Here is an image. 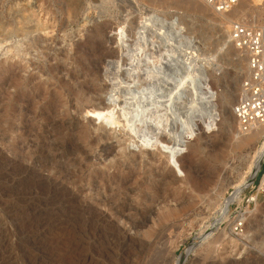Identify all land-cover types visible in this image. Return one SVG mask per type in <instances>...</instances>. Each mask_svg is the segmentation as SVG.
I'll return each mask as SVG.
<instances>
[{"label":"rangeland","instance_id":"374dc122","mask_svg":"<svg viewBox=\"0 0 264 264\" xmlns=\"http://www.w3.org/2000/svg\"><path fill=\"white\" fill-rule=\"evenodd\" d=\"M263 3L242 0L236 16H230V28L243 19L254 26L264 24V15L256 18L255 13L264 9ZM156 16L175 21L181 34L194 38L196 53L204 56L198 64L211 75L214 103L222 117L210 130L198 126L187 135L179 163L173 166L175 178L162 147L141 141L121 111L126 101L135 102L122 91L139 85L126 75L133 64L123 48L135 41L129 30L139 24L147 27L142 29L146 33L150 28L160 33L159 23L153 24ZM217 17L204 0H0V264H177L179 259L178 264H264V160L252 184L243 189L241 203H232L228 218L208 230L219 203L234 192L233 184L247 171L254 153L252 147L236 145L234 134L233 109L248 74L247 60L233 44L222 42L229 33L227 19ZM29 38L38 39L39 48L30 50L22 63L16 57L5 72L2 60L12 54L13 43ZM149 40V62L164 66L159 43ZM38 61L49 68L38 72ZM142 68L137 70L140 79L149 78ZM12 73L15 77L9 79ZM30 74L29 80L22 78ZM94 85L101 88L98 102L112 98L117 124L101 126L87 112L91 107H83L82 87ZM22 119L39 133L45 127L50 130L59 148L53 161H47L52 168L14 150L24 140ZM53 121L57 123L50 128ZM102 144L113 150L95 158ZM83 148L93 159L84 161ZM75 168L85 178L79 197L68 182ZM129 169L137 175L140 190L151 188L154 201L147 207L135 197L143 224L130 236L109 222L90 232L86 225L91 214L84 199L106 196L100 183L89 180L90 174L103 171L108 179ZM251 196L257 200L249 205ZM241 214L246 215L244 221L238 220Z\"/></svg>","mask_w":264,"mask_h":264},{"label":"bare ground","instance_id":"6f19581e","mask_svg":"<svg viewBox=\"0 0 264 264\" xmlns=\"http://www.w3.org/2000/svg\"><path fill=\"white\" fill-rule=\"evenodd\" d=\"M204 1L206 5L213 9L214 14L218 15L220 18L223 17L227 19L225 22L227 23V31L229 33H227L228 35H226V38H224L222 42L224 44H233L235 48L232 45L229 46H232L233 49H236L241 53L231 40L230 23L228 21H230V16L237 12V7L244 5L242 4V0H239V2L227 12H218L210 6L206 0ZM255 13H257L256 18H258L264 15V9L259 8ZM243 20L245 21L240 20L235 22L253 25L251 22H247L246 19ZM153 21L155 22H152L153 24L159 23L157 27H159L158 30L160 33H156L151 30V28L148 30V33H146L147 31L145 32L142 29L147 27L139 24L129 30V32L134 36L135 41L132 42L131 45L124 47L123 50L128 53L129 59L127 60H130L133 64H131L133 68L126 71L127 74H125L131 76L133 82L137 80L139 85L134 90L128 87L122 91L124 94L135 98V102L126 101L125 105L122 106L121 111L126 125L130 124L134 127L133 130L141 141L146 142L149 145H160L162 147V152L167 159V164H169L171 171H173L170 176L175 178L177 171L173 166L178 165L179 163L182 151L181 147L185 144L187 135L189 136L192 134L194 129L198 126H202L210 130L213 125L217 124L218 121L221 120L222 117L220 118L221 114L217 111L218 109L216 108V103H214L217 93L213 90L214 87L212 88L210 85L211 81L209 76L211 75L208 73L207 67L198 64L200 62H198L197 59L200 58L202 54L199 55V52L198 54L196 53L198 48L193 44L194 38L189 35L181 34V27L177 23H174L175 21L170 23L165 22L161 18H157V16ZM124 33L125 31H122L121 34L124 36ZM121 39L124 38L122 37ZM149 39H152L151 42L159 43L161 48L159 49L158 57L161 60L164 59L166 61H164V63H167L168 66L166 64H164V66H160V64H158V66L154 62H149L151 61L148 60V56L151 55L149 47L151 43ZM153 39H157V41H154ZM220 45L222 44H219V46ZM34 48H39L38 39L29 38L15 41L11 48L12 54L7 55L4 60H2L5 72L11 70V64L16 57L18 58L17 61L22 63L28 52ZM241 54L245 57L243 60H247L246 56L243 53ZM211 56L214 57L212 53ZM38 59H40V56ZM203 60L205 61V59ZM142 61L145 63L142 64ZM207 61L208 60H206V62ZM114 62L116 63V61ZM6 63H8L7 66L5 65ZM34 65H36L38 72H44V70L49 68L46 67L45 61H38V63H35ZM142 66H145V68L142 69H144V73L149 78L140 79V75L137 74V70H139ZM244 66L245 69H247L248 67L246 66H248V63L244 64ZM95 75L96 77H99L100 74L95 73ZM31 76L32 75L30 74L29 77L22 78L24 80H29ZM14 77L15 74L12 73L9 79H13ZM19 79H21V77H19ZM33 79L34 78H32V80ZM112 90L113 88L111 87L109 92H107L109 97L110 91ZM99 91H101V88L96 85H94V87H82L81 94L85 102V106L83 107H91V109H88L87 112L97 117L96 121L99 122L101 126L113 125L116 123V116L113 115L116 105L112 102L113 100L111 101L112 98L110 97L111 99H109L108 96L105 98V101L98 102L97 95L99 94ZM18 113L23 118L24 114L20 110ZM232 117H234L233 113ZM149 119L153 121L151 123H154V125L148 123ZM235 121L236 120L234 118V123ZM56 123V121L50 122V128H54ZM236 123L237 128L234 134L238 140L236 142L237 144H235L242 147V149L252 147L254 153L248 158L247 171L241 174V176L236 180V183L233 184L234 192L228 196V198L219 203L216 218L212 222V226L208 229L209 231H211L215 226H219L223 220L228 218L230 206L233 205L232 203H241V193L243 189L252 184L253 180L258 175L264 160V124L259 125L250 132L241 133L238 122L236 121ZM126 125L124 124V127ZM233 127L232 120V129ZM19 130L20 136L24 137L22 142H27V144L25 145V143L20 142L19 145L14 147V150L18 152V156L27 157L31 160L38 159L43 163L44 167L52 168L53 165L49 164L47 161L51 160L50 158L57 156L56 150L59 148L56 147V144L52 141L55 139H52V135L50 130H48V127L47 129L45 127L43 133H39L34 127L29 126L26 121L22 119ZM161 130L164 134H160L159 131ZM98 143H101V141H97V145ZM10 150L13 151V148H10ZM112 150V146L102 144L100 146L99 155H96L95 158L98 156H108ZM81 153L85 156L84 161L87 159H93L87 155V150L85 148L81 150ZM58 156L62 157L63 155L59 154ZM54 167L59 168L57 165ZM82 167H84L83 164ZM79 172V169L77 170L75 168L74 172L72 171V173H69L68 176V182L71 183L74 189H78V192L71 189L72 194L76 197H79L78 194H82L84 191L82 183L85 181V178H81V173ZM90 179L101 184L106 196H102V194L100 195V193H97L99 197H89L90 200L84 199L85 209L89 214H91L90 217H87L89 222L86 225V229L90 232L92 230H100L104 224L109 222L110 225L114 227L116 226L118 230L126 236H130L129 232L132 230H138L137 228L143 224L142 220H140V217H142L143 214L139 207L134 205V203L136 204L135 197H140V200H143L140 205L147 207L146 203L154 201L151 197V188L146 189V191L140 190L139 187H137V175L130 169L129 171L124 172V174L116 173L114 175H110L108 179L105 178L103 171L94 170V173L89 176V180ZM165 179L166 178L162 177V183ZM88 184L90 185V181L87 185ZM261 187H264V177L262 179ZM94 204L98 205V207ZM102 207L104 210L101 209ZM245 214H241L238 217V220L244 221L246 219ZM216 242L217 241L211 242L208 249L210 250L213 246H215Z\"/></svg>","mask_w":264,"mask_h":264},{"label":"built area","instance_id":"2783aa9c","mask_svg":"<svg viewBox=\"0 0 264 264\" xmlns=\"http://www.w3.org/2000/svg\"><path fill=\"white\" fill-rule=\"evenodd\" d=\"M206 1L218 12H227L239 2V0ZM230 36L234 45L246 56L248 63V74L233 109L240 132L247 133L264 124V24L254 26L234 21L230 28ZM256 200L257 196H251L247 203L250 205Z\"/></svg>","mask_w":264,"mask_h":264},{"label":"water","instance_id":"95a60500","mask_svg":"<svg viewBox=\"0 0 264 264\" xmlns=\"http://www.w3.org/2000/svg\"><path fill=\"white\" fill-rule=\"evenodd\" d=\"M165 62H166V61H165ZM164 64H166V65H167V63H164ZM167 66H168V65H167ZM181 256H182V255H180V258H181ZM179 261H180V259L178 260V263H179Z\"/></svg>","mask_w":264,"mask_h":264}]
</instances>
